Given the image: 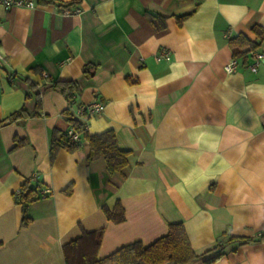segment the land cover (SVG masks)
Wrapping results in <instances>:
<instances>
[{
	"label": "crops",
	"instance_id": "crops-1",
	"mask_svg": "<svg viewBox=\"0 0 264 264\" xmlns=\"http://www.w3.org/2000/svg\"><path fill=\"white\" fill-rule=\"evenodd\" d=\"M64 6L80 12L63 14ZM147 12L165 15V28L156 30ZM187 12L179 24L176 16ZM253 25L264 28V0L0 6V52L7 58L0 69V264H64L62 245L99 228L102 258L134 241L148 245L178 221L197 253L226 244L212 264H264V241L227 242L264 232V59L252 71V51L245 61L236 58L233 72L224 69L229 38L251 37ZM160 47L170 60L155 59ZM255 51L264 53V42ZM85 64L95 67L91 77ZM68 79L80 86L71 104L52 86ZM96 100L104 102L102 112L74 115L89 133L112 129L118 147L129 151L127 165L111 174L103 158L89 162L85 141L59 150L51 163L53 130L70 128L63 111ZM22 106L31 116L10 120ZM14 136L27 143L13 149ZM27 179L40 190L28 206L31 221L21 227L14 195ZM116 200L121 222L101 209Z\"/></svg>",
	"mask_w": 264,
	"mask_h": 264
},
{
	"label": "trees",
	"instance_id": "trees-1",
	"mask_svg": "<svg viewBox=\"0 0 264 264\" xmlns=\"http://www.w3.org/2000/svg\"><path fill=\"white\" fill-rule=\"evenodd\" d=\"M41 3H48L51 0H38ZM192 12L177 15V21L180 24ZM150 23L156 30H162L166 26V16L161 14L146 13ZM250 35L238 33L229 38L228 43L232 51V57H241L243 61L247 59L250 52L255 51L261 42H264V28L260 25H253L250 28ZM95 72V67L91 64H85L83 73L85 77H91ZM52 86L62 93L69 104L74 94L80 91L77 80H56ZM35 96V108H40L41 98L37 92ZM69 122V127L74 133L79 135V140L71 142L66 131L54 129L51 135L49 146V158L52 163L59 152L64 149L68 152L77 149L82 141L88 145L87 160L90 162L96 158H103L106 169L109 173H121L127 165L129 151L120 149L117 145V139L112 129L101 133H89L85 123L75 117V113L68 108L63 111ZM36 114L34 111L33 115ZM31 116V113L22 106L10 115V120L24 122ZM13 149L20 148L27 143L26 139L14 136ZM40 185H32L27 179L21 183L18 193L14 195V200L21 205L20 226H27L31 221L28 215V206L38 195ZM64 192L70 194L71 187H67ZM102 211L108 220L121 222L125 219L124 208L119 200H116L114 206L110 209L102 206ZM103 237V228L85 231L64 243L62 245V255L64 264H191L196 261H202L203 264H212L225 254L226 244L218 241L213 247L197 253L190 245L183 224L171 222L168 225V231L165 235L157 238L148 245H143L141 241H134L123 245L102 258H97V251ZM264 241V232L255 237L230 236L228 243L235 245H244L253 242Z\"/></svg>",
	"mask_w": 264,
	"mask_h": 264
},
{
	"label": "built area",
	"instance_id": "built-area-1",
	"mask_svg": "<svg viewBox=\"0 0 264 264\" xmlns=\"http://www.w3.org/2000/svg\"><path fill=\"white\" fill-rule=\"evenodd\" d=\"M39 3L38 0H0V6L4 8H14V7H27V8H33ZM80 8L79 7H70V6H64L62 7V13L63 14H73V13H79ZM155 59L157 61L160 60H170V51L166 47H160L155 52ZM262 59H264V53L260 51H253L251 55V62L249 64V68L252 71H256L258 66L260 65ZM7 65V58L5 55H3L0 52V69H4ZM237 66V59L234 57H231L228 62L225 64L224 69L227 73H231L236 69ZM8 80L12 79L11 75L7 76ZM104 102L96 100L90 103L79 105L75 109V115L79 117L84 116H91L98 114L103 111L104 109ZM67 135L69 136V140L72 142L79 140V135L77 133H74L71 128L67 130ZM18 193V190L16 191Z\"/></svg>",
	"mask_w": 264,
	"mask_h": 264
},
{
	"label": "water",
	"instance_id": "water-1",
	"mask_svg": "<svg viewBox=\"0 0 264 264\" xmlns=\"http://www.w3.org/2000/svg\"><path fill=\"white\" fill-rule=\"evenodd\" d=\"M164 264H169L168 262L164 263Z\"/></svg>",
	"mask_w": 264,
	"mask_h": 264
}]
</instances>
